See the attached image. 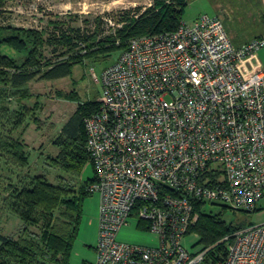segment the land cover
I'll return each mask as SVG.
<instances>
[{
  "label": "built area",
  "instance_id": "obj_1",
  "mask_svg": "<svg viewBox=\"0 0 264 264\" xmlns=\"http://www.w3.org/2000/svg\"><path fill=\"white\" fill-rule=\"evenodd\" d=\"M264 36L236 45L218 15L181 19L173 31L132 37L101 78L99 107L83 119L98 195L93 264H264V222L189 250L194 202L262 210ZM131 216L157 244L120 241ZM197 244V239L191 245Z\"/></svg>",
  "mask_w": 264,
  "mask_h": 264
},
{
  "label": "trees",
  "instance_id": "obj_2",
  "mask_svg": "<svg viewBox=\"0 0 264 264\" xmlns=\"http://www.w3.org/2000/svg\"><path fill=\"white\" fill-rule=\"evenodd\" d=\"M3 1L0 0V7ZM187 1L153 0L151 5L144 9L141 6L122 9L121 14L118 15L119 20L115 22L120 26L99 39L97 35L100 34L101 21L96 23L97 30L93 33L80 27L59 29L58 32L49 36L48 41L54 47L60 46L65 48L66 53H71L66 60L60 62L38 60L37 38L33 30L4 26L0 22V85H2L0 99H5L8 94L25 97L29 94L27 83L36 76L38 79L48 80L68 76L72 67L84 62V58H100L115 49L121 51L132 37L175 30L182 19ZM95 45L96 48H94ZM9 50L15 51V55H8L6 52ZM67 98L72 100L76 96L71 93ZM98 107L97 100L78 103L76 110L65 121L52 141L58 148L56 155L50 158L52 164L70 174L80 175L89 161L94 174L93 164L86 149L83 119L96 111ZM24 117V112L19 111V115L15 117L13 125L6 131L5 136L0 135V150L11 154L22 165L27 163L24 144L14 138L12 133ZM31 181V187H23L17 192L16 198L20 207L15 209L24 222H37L34 212H39L48 220L37 241L22 236L14 238L0 233V264H68L82 212V200L91 194L88 186L95 181V174L85 180L76 191H67L65 187H54L38 175ZM205 205L203 202H194V212L198 214V219L196 218L188 230L198 234L197 244L205 246L213 244L237 228L250 223L245 217H240L239 220L235 218L236 210H232L235 215L233 219L226 222L224 214L229 208L214 204L220 206L219 211L215 212L207 210ZM54 211H60L59 216L52 217ZM224 254L225 244L220 243L209 252L206 259L211 264H216Z\"/></svg>",
  "mask_w": 264,
  "mask_h": 264
},
{
  "label": "rangeland",
  "instance_id": "obj_3",
  "mask_svg": "<svg viewBox=\"0 0 264 264\" xmlns=\"http://www.w3.org/2000/svg\"><path fill=\"white\" fill-rule=\"evenodd\" d=\"M153 0H4L0 7V22L4 26H13L33 30L36 34V53L40 62H60L66 60L71 53L65 48L54 47L48 41L49 36L57 30L80 27L89 33L96 32V23L101 21L97 39L109 35L116 27L122 9L150 6ZM185 16V15H184ZM98 32V31H97ZM57 48V49H55ZM96 48V45L94 46ZM4 49V47H3ZM2 49V50H3ZM5 51V50H4ZM8 55L14 56L15 51L9 50ZM120 53L115 49L100 58H84V62L72 67L68 76L58 79H38L37 76L27 83L29 94L17 97L8 94L0 99V135L13 125L15 117L24 112L25 117L13 137L23 142L27 163L22 165L6 151L0 150V233L14 238L26 237L38 240L47 218L39 212H34L37 222H24L17 209L19 202L16 194L23 187H31L34 176H42L54 187H65L67 191H76L83 182L93 177V169L88 161L80 175L65 172L52 164L50 158L58 151L52 143L60 132L62 125L76 110L79 102L97 100L101 83L93 78H101L105 67L112 64ZM2 88V85H0ZM76 98L70 100L68 95ZM2 105L4 107H2ZM94 193V192H93ZM82 200V212L73 239L68 264H93L95 248L91 242L93 234L92 215L94 194ZM263 209L243 214L235 211L238 220L245 217L250 223L264 222ZM207 210L219 211L220 206L207 203ZM241 213V214H240ZM60 211H54L52 217L59 216ZM198 216V214H197ZM235 215L227 209L224 219L229 222ZM198 219V217H197ZM135 220V221H133ZM126 230L131 233L132 240L141 244H157L155 234L140 229L141 222L136 216H131ZM139 222V223H138ZM199 238L194 231L188 232L183 238V244L189 250H197L200 244L191 245L192 240ZM200 264H211L205 259Z\"/></svg>",
  "mask_w": 264,
  "mask_h": 264
},
{
  "label": "crops",
  "instance_id": "obj_4",
  "mask_svg": "<svg viewBox=\"0 0 264 264\" xmlns=\"http://www.w3.org/2000/svg\"><path fill=\"white\" fill-rule=\"evenodd\" d=\"M204 12L218 15L222 19L230 39L236 45H240L255 36H264V0H188L183 9L182 20L191 23ZM252 61L259 62L261 69L264 70V46L256 51ZM93 194L95 195L93 200L94 208L93 212H90L93 218L91 242L95 246L99 200L97 193ZM129 220L118 231L117 238L120 241L132 244L147 245L131 239V233L126 230V227L129 226ZM136 225L140 229L149 232L144 222L141 224L136 223Z\"/></svg>",
  "mask_w": 264,
  "mask_h": 264
}]
</instances>
